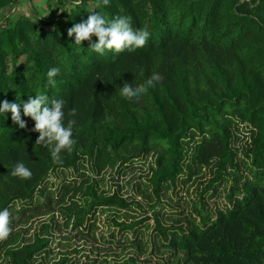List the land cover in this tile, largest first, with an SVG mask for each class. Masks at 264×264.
<instances>
[{
	"label": "trees",
	"instance_id": "16d2710c",
	"mask_svg": "<svg viewBox=\"0 0 264 264\" xmlns=\"http://www.w3.org/2000/svg\"><path fill=\"white\" fill-rule=\"evenodd\" d=\"M19 1L0 0V103H21L26 122L21 129L10 112L0 113V210L8 208L12 218L9 237L0 240V262L47 264L54 242L47 231L58 226L56 214L85 239L99 210L132 209L133 201L101 192L83 173L47 193L51 173L78 172L84 163L101 173L151 155L157 198L163 186L184 176L188 182L202 169L214 174L208 188L233 181L224 210L199 211L198 221L185 227H163L156 219L160 246L175 257L171 264H264V0H109L107 6L48 0L60 7L51 21L34 10L31 18L11 19L5 9ZM93 11L109 20L130 17L134 29L151 35L136 51L100 55L89 41L77 45L67 35ZM54 67L52 86L47 72ZM154 72L163 80L145 94L120 95L125 83L143 84ZM37 94L63 99L64 125L74 121L76 143L61 152V163L53 162L51 146L36 144L35 122L23 114V103ZM240 133L241 150L235 146ZM18 162L30 169V179L11 175ZM50 214L27 239L21 222ZM118 219L113 225L133 232L129 241L143 252L136 227L144 220ZM66 254L51 264H72Z\"/></svg>",
	"mask_w": 264,
	"mask_h": 264
},
{
	"label": "rangeland",
	"instance_id": "374dc122",
	"mask_svg": "<svg viewBox=\"0 0 264 264\" xmlns=\"http://www.w3.org/2000/svg\"><path fill=\"white\" fill-rule=\"evenodd\" d=\"M69 1L72 2V0ZM9 7L5 10L7 16L13 20L31 18L33 10L38 14V19L42 21L55 20L60 13V7L48 0H34L33 2L20 0L15 6ZM3 21L0 19V24ZM51 27L44 26L46 30ZM19 61L22 62L23 57ZM244 142L245 135L240 133L235 143L236 148L241 150ZM153 159L154 157L150 155L124 166L106 169L101 173L95 172L89 163H84V167L78 172L65 170L51 173L45 185L47 193H56L62 182L74 181L83 173L85 177L89 176L97 180L101 192L108 195L117 193L126 201H133L134 204L131 205V210L126 211L99 210L93 221L91 235L85 239L76 234L77 231L72 229L71 225L66 226L56 214L54 219L58 222V226L47 231L53 234L54 242L50 245L52 251L46 263L51 264L57 261L62 254L67 253L72 264H100L104 260L110 264H171L175 257L160 246L156 219L163 227H185L190 220L198 221L199 211L208 210L215 213L227 207L225 196L233 181L229 179L226 183H216L208 188L209 181L214 177L208 169L194 172L188 182H183L188 177L184 176L175 184L163 186L157 198L149 182L150 165ZM19 205L18 203L17 206ZM49 216L52 214L32 215L26 223L22 221L21 228L25 230V237L28 239L39 231L42 223L48 222ZM117 217H120L118 219L120 222L125 221V223L144 220L136 227L138 229L137 239H142L145 244L143 252L139 253L135 249L136 244L130 243L129 240L133 239V232H122L120 227L113 225L112 219ZM92 236L96 238L95 241ZM113 239L121 242L109 243ZM130 258L133 260H129ZM0 264L5 263L2 261Z\"/></svg>",
	"mask_w": 264,
	"mask_h": 264
},
{
	"label": "clouds",
	"instance_id": "9594fccd",
	"mask_svg": "<svg viewBox=\"0 0 264 264\" xmlns=\"http://www.w3.org/2000/svg\"><path fill=\"white\" fill-rule=\"evenodd\" d=\"M82 0H75L79 5ZM109 0H102V5L107 6ZM100 3L97 8L102 6ZM69 37L75 36V44L80 45L83 41H89L92 50L100 55L106 52L114 51L121 53L125 50L129 52L142 48L147 43L151 33L144 28L134 29L130 17L117 16L109 20L106 16L99 12L93 11L86 20L75 24L67 31ZM97 38L96 42H91L92 37ZM59 73V68H51L47 72L48 85H55L53 79ZM163 80V76L159 73H153L152 76L143 84L130 86L125 83L122 86L120 95L127 98L139 97L145 94L149 87H154L155 83ZM17 100L20 97L17 95ZM64 106L63 99H52L45 94H37L29 97L27 102L23 103L24 116L30 117L34 122L33 131L39 133L36 144L51 146V157L54 163H61V152H71L76 141L72 138V125L74 121H68L67 126L64 125ZM11 113L13 122L19 125L21 129L26 128V122L21 119V103L9 102L4 100L0 103V113ZM75 110H73L74 114ZM11 175L22 180L32 177V172L25 166L23 162H18L13 168ZM11 214L8 208L0 210V240L9 237L12 229Z\"/></svg>",
	"mask_w": 264,
	"mask_h": 264
}]
</instances>
